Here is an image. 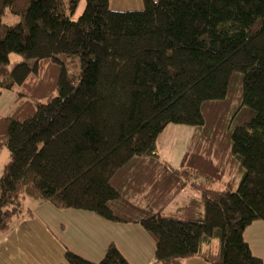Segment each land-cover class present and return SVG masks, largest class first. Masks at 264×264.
Listing matches in <instances>:
<instances>
[{"label":"trees","instance_id":"16d2710c","mask_svg":"<svg viewBox=\"0 0 264 264\" xmlns=\"http://www.w3.org/2000/svg\"><path fill=\"white\" fill-rule=\"evenodd\" d=\"M142 5L120 12L109 0H0V90L20 88L17 106L0 116L9 157L0 235L30 199L139 225L155 264H264L245 239L264 223V0ZM6 9L18 23L2 24ZM10 54L23 61L7 70ZM170 124L194 128L181 184L156 164ZM224 172L231 178L221 191L203 189L200 201L163 213L187 179L203 188L191 180L218 183ZM64 257L130 264L112 243L99 262Z\"/></svg>","mask_w":264,"mask_h":264},{"label":"crops","instance_id":"0c3cea01","mask_svg":"<svg viewBox=\"0 0 264 264\" xmlns=\"http://www.w3.org/2000/svg\"><path fill=\"white\" fill-rule=\"evenodd\" d=\"M109 2L113 11H138L143 8L142 0ZM23 209L28 213L15 220L7 233L0 235V264H67L64 257L67 250L88 261L99 262L111 243L130 264H155L153 241L137 224L107 222L91 213L58 211L38 202ZM49 220L60 229L59 235ZM251 227L255 232L264 231L262 222ZM245 239L252 254L264 262L262 248L252 246ZM184 264L208 263L200 258H191Z\"/></svg>","mask_w":264,"mask_h":264},{"label":"rangeland","instance_id":"374dc122","mask_svg":"<svg viewBox=\"0 0 264 264\" xmlns=\"http://www.w3.org/2000/svg\"><path fill=\"white\" fill-rule=\"evenodd\" d=\"M83 6L84 2L81 1L76 8L73 19H76L81 14ZM18 21L19 17L9 13L7 9L5 10L1 20L2 24L6 26H12L18 23ZM22 61L23 58L21 56L10 54L8 56V64L6 65V69L10 70L14 64ZM19 93L20 88L18 87L14 88L13 90H0V116H7L12 113V111L18 104ZM193 133V127L170 124L166 126V128L158 136L156 141V154L158 156L156 164H158L160 170L164 174H166L169 178H171L178 184L185 182L181 177L182 171L184 169L190 170L192 166L189 165V163L193 160V147H191V138L193 136ZM8 159V151L5 148H0V175L2 173L3 166L7 163ZM188 173L191 175V177H194V171L191 170ZM230 178L231 175L229 176L228 172H224L222 181L218 183L205 182V178L203 177H197L191 180L195 185H199L200 187L203 186V188H193L190 181L187 179L186 188L174 197L171 203H169L163 210V213L165 215H168L172 213L177 207L184 205L191 199L200 201L202 198L203 189L221 191L224 188L225 183L230 180ZM240 180L241 172L239 173L238 171L234 179V184L236 187L239 184ZM32 204H35V202L30 199H24L22 201L23 208H26L28 207V205L30 206ZM49 222L54 231L59 235L60 229L57 228L52 221L49 220ZM67 225L69 228L74 230L72 226H70L69 224ZM245 235V238L249 240V243L252 246L262 248L261 250H263L264 252V231L259 230L258 232H255V230L250 227L246 230ZM216 244L217 242L215 243V245Z\"/></svg>","mask_w":264,"mask_h":264}]
</instances>
